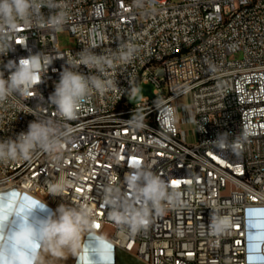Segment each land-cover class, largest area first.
Masks as SVG:
<instances>
[{
	"label": "built area",
	"instance_id": "1",
	"mask_svg": "<svg viewBox=\"0 0 264 264\" xmlns=\"http://www.w3.org/2000/svg\"><path fill=\"white\" fill-rule=\"evenodd\" d=\"M58 2L68 13L62 31L21 25L14 50L0 55L5 79L9 60L41 52L53 61L32 89L36 96L0 105V140L26 132L37 119L34 109L69 125L72 139L57 154L37 151L28 160L0 163V193L17 190L54 211L85 204L95 221L87 232L111 226V244L144 264H247L246 210L264 208V0H143L142 7L134 0ZM62 32L75 38L73 49L60 50ZM93 42L100 44L92 49L98 55L125 43L139 51L131 63L108 70L114 88L93 94L77 119L63 121L48 98L66 59ZM79 71L90 74L84 65ZM142 84H152L155 96L132 107L128 100ZM185 97L192 112L183 106L182 115L177 103ZM164 108L172 110L170 118L162 119ZM137 111L145 117L140 129L127 123ZM183 125L194 126L196 143H188ZM225 132L233 147H214L211 141ZM136 165L180 193V205L166 204L146 230L132 235L109 218L103 189L123 182ZM57 182H66L64 191L49 194L48 184ZM213 208L230 221L219 234L208 228Z\"/></svg>",
	"mask_w": 264,
	"mask_h": 264
},
{
	"label": "clouds",
	"instance_id": "2",
	"mask_svg": "<svg viewBox=\"0 0 264 264\" xmlns=\"http://www.w3.org/2000/svg\"><path fill=\"white\" fill-rule=\"evenodd\" d=\"M134 5L142 7L143 0H134ZM45 7L50 10L47 17L41 11ZM65 7L58 0H0V55L14 50L15 33L21 25L62 31L68 23ZM98 46L100 44L93 42L66 59L67 66L61 71L55 90L48 98L50 104L55 106L56 115L63 121L77 119L79 110L93 94H102L114 88L116 81L108 78V70L131 63L139 51L136 45L125 43L119 44L115 52L104 51L98 55L92 51ZM52 62L41 52L21 57L18 61L9 60L4 65L9 73L6 79L4 71H0V105L13 97L25 100L36 96L32 89L42 82ZM81 65L86 66L90 74L79 71ZM216 70V66L209 63V71L215 73ZM30 113L37 119L29 123L26 132L19 133L15 139L0 140V163L28 160L37 151L57 154L64 143L71 141L73 130L69 125L55 119L41 118L35 109ZM171 116V109L161 110L162 119ZM144 120V115L137 111L127 123L132 128L140 129L146 126ZM200 131H204L202 126ZM229 135L227 132L220 133L211 142L214 147L229 150L234 144L229 141ZM247 135L245 131L243 138ZM56 158L59 159V155ZM65 187L66 182L49 183L48 192L60 195ZM32 201L36 202V206H45L44 200L23 198L0 213L7 217L0 231V264H44L38 252L40 248L56 257L62 256L65 249L75 252L81 247L83 234L95 227L92 208L85 204H61L55 212L40 221L37 229L28 222L29 213L36 207L31 204ZM103 201L109 209V218L135 235L148 228L153 215L163 214L166 204L179 206L180 193L170 190L168 183L150 169L136 165L125 174L123 182L116 184L112 181L105 186ZM13 216L20 217L22 222L17 230L8 232L5 227ZM229 224L227 217L220 216L216 208L212 209L208 228L213 234L225 231ZM101 242L103 254L107 250L104 247L107 243L103 238Z\"/></svg>",
	"mask_w": 264,
	"mask_h": 264
},
{
	"label": "crops",
	"instance_id": "3",
	"mask_svg": "<svg viewBox=\"0 0 264 264\" xmlns=\"http://www.w3.org/2000/svg\"><path fill=\"white\" fill-rule=\"evenodd\" d=\"M13 192L17 193L18 195L12 197L11 193ZM23 198H32L38 201L40 200L17 190H9L0 193V204H14L16 201ZM53 212L55 211L46 204L43 207L37 205L29 213L28 222L33 224L38 229L40 221L47 218ZM21 222V218L18 216L10 217L5 230L8 232L15 231L18 229ZM112 235L113 228L111 226H107L101 234L85 232L80 241L81 247L75 252L65 249L63 255L60 257H56L51 253L44 252L42 248L38 249V252H40V255L43 257L44 264H92V261L97 259L96 256H110L111 264H144L134 256L127 254L118 248H115L110 242ZM101 238H103V241L108 245H111V250H106L103 252V254H101ZM94 247L99 248L98 253H93L92 248Z\"/></svg>",
	"mask_w": 264,
	"mask_h": 264
},
{
	"label": "snow or ice",
	"instance_id": "4",
	"mask_svg": "<svg viewBox=\"0 0 264 264\" xmlns=\"http://www.w3.org/2000/svg\"><path fill=\"white\" fill-rule=\"evenodd\" d=\"M175 183V182H173ZM18 194L11 193L12 197ZM27 199V198H25ZM31 204L36 206V202L32 201ZM5 207H10V204L3 205L0 204V213L3 212ZM7 219L0 215V231L3 230V220ZM97 228L100 227L99 224L96 225ZM245 228L247 231L246 237V248L248 255L246 257L247 264H264V209H248L246 210V223ZM102 243V242H101ZM38 247V245H37ZM107 250H111V245H104ZM93 253H98L99 248H92ZM97 259L92 261V264H111L110 256H96Z\"/></svg>",
	"mask_w": 264,
	"mask_h": 264
},
{
	"label": "rangeland",
	"instance_id": "5",
	"mask_svg": "<svg viewBox=\"0 0 264 264\" xmlns=\"http://www.w3.org/2000/svg\"><path fill=\"white\" fill-rule=\"evenodd\" d=\"M58 45L60 50H70L75 47V38L71 36L69 32H62L58 35ZM237 59L239 57L237 56ZM137 93L129 98L128 103L132 107H136L137 105L141 104L144 99H153L155 96V87L152 84H142L139 85L137 88ZM191 98L185 97L184 99L178 101L177 106L180 109V113L183 115L182 107L186 106L189 114H191L192 109L190 108ZM182 129L186 133V139L188 143L194 144L197 140V135L195 132V128L193 125H183Z\"/></svg>",
	"mask_w": 264,
	"mask_h": 264
}]
</instances>
